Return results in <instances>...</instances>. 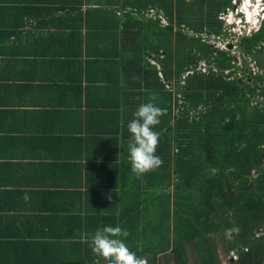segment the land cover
<instances>
[{"label":"trees","instance_id":"16d2710c","mask_svg":"<svg viewBox=\"0 0 264 264\" xmlns=\"http://www.w3.org/2000/svg\"><path fill=\"white\" fill-rule=\"evenodd\" d=\"M232 1L133 0L119 28L126 40L113 43L114 55H103L100 62L102 68L116 69L117 98H131V107L116 106L119 127L127 129L138 106L150 102L153 94L154 103L166 109L155 128L162 166L140 179L129 161L121 167L131 173L133 198L131 220L119 225L130 233L125 242L138 257L145 254L138 249L140 234L134 229L140 215H146L147 226L162 238L159 248L145 255L149 264H159L156 251L165 264H221L216 246L235 252L227 264H264V72L248 70L251 81L242 80L237 73L244 74L243 68L235 64V56L200 36L223 35L218 14L232 7ZM262 2L259 25L241 35L236 47L264 71ZM147 7L165 24L157 15L144 17ZM96 11L106 20L114 15ZM200 62L207 65L203 71ZM254 96L263 98V105ZM109 217L100 216L103 223L90 237ZM89 241L70 244L68 264H107L92 253Z\"/></svg>","mask_w":264,"mask_h":264},{"label":"crops","instance_id":"0c3cea01","mask_svg":"<svg viewBox=\"0 0 264 264\" xmlns=\"http://www.w3.org/2000/svg\"><path fill=\"white\" fill-rule=\"evenodd\" d=\"M131 1L0 0V264H68L100 216L131 220L129 136L116 117L131 98H117L116 69L100 63L126 40ZM146 228L140 215V257L162 239Z\"/></svg>","mask_w":264,"mask_h":264},{"label":"clouds","instance_id":"9594fccd","mask_svg":"<svg viewBox=\"0 0 264 264\" xmlns=\"http://www.w3.org/2000/svg\"><path fill=\"white\" fill-rule=\"evenodd\" d=\"M257 2L262 6V0ZM262 11L263 7H261V14ZM241 13L244 15V12ZM221 20L224 24V19ZM243 23L246 26L248 21ZM250 30L253 31L254 28ZM156 99V95L153 94L150 102L140 104L133 113V119L126 125L129 133L128 161L131 172L137 179L157 170L163 164L162 158L156 154L160 132L155 128L161 123V117L166 114V109L157 106L154 103ZM108 199L111 200V196ZM129 235V231L122 229L119 225L103 226L91 236L89 247L94 255L106 260L107 264H149L147 258L138 257L125 242Z\"/></svg>","mask_w":264,"mask_h":264},{"label":"rangeland","instance_id":"374dc122","mask_svg":"<svg viewBox=\"0 0 264 264\" xmlns=\"http://www.w3.org/2000/svg\"><path fill=\"white\" fill-rule=\"evenodd\" d=\"M250 3L252 2L250 1ZM232 4H233L232 7H229L223 10L224 13L220 12L218 14V16L222 14L220 15V17L224 19L223 35L217 37V36H212V35L206 36L205 34H201L200 36L203 37L205 40H207L209 44H212L213 46H216L220 49L227 50L229 51L230 54L235 56V64L238 65L240 69L243 68L242 70L244 72V74H242L241 70H238V73H237L238 76H240L242 80L244 81L248 80V82H250L251 79L247 77L245 73L246 71L249 70L255 73H263L264 71L255 64L254 60L250 56H246V55L242 56L239 53V51H237L236 40L241 35H249L250 32L252 31L250 30L251 28H254V30L257 28V26L259 25L263 17V15L261 14V7H263V2L261 4L262 6H260L257 0L254 1L253 3L254 10L251 11L252 14L250 15V18H249V15L247 14L246 9L244 8L245 0H233ZM248 7L249 9L251 8V6L249 5L247 6V8ZM145 12L146 11L143 10L141 14L149 17L147 14H145ZM241 12H244V15H242L243 13ZM224 14L226 16H224ZM256 17L258 18V21H256L257 20ZM245 21L246 22L248 21V24H246V26H244V23H243ZM238 22L242 24V26L240 24H237ZM183 31H187V30L183 28ZM188 34H191V33L188 32ZM242 60L244 63L242 62ZM199 66L200 68H204V69H206L207 67V65L203 62L198 63V67ZM186 72L187 71H184L183 75H185ZM254 98L260 101L257 104L263 105V98H260L259 96H254ZM216 252H217V256L221 264H227V259L232 258L230 249L228 248L216 246ZM232 253L234 252L232 251ZM158 261H159L158 262L159 264H165L163 254L159 256ZM168 263L171 264L170 261H168ZM190 264H193V263L191 262Z\"/></svg>","mask_w":264,"mask_h":264},{"label":"built area","instance_id":"2783aa9c","mask_svg":"<svg viewBox=\"0 0 264 264\" xmlns=\"http://www.w3.org/2000/svg\"><path fill=\"white\" fill-rule=\"evenodd\" d=\"M144 11H146L145 12V14H147L148 16H155V15H157L158 17H159V21H160V23L161 24H165V20H164V18L160 15V14H156L155 13V10L153 9V8H148V9H146V10H144ZM222 13H224V12H222ZM220 15H222V14H220ZM220 15L218 16L220 19H223L222 17H220ZM224 16H225V14H224ZM201 70L203 71L204 70V68H201ZM230 252H231V255H232V258L233 259H235L236 258V254H235V252L234 253H232V250H230ZM235 254V255H234Z\"/></svg>","mask_w":264,"mask_h":264},{"label":"bare ground","instance_id":"6f19581e","mask_svg":"<svg viewBox=\"0 0 264 264\" xmlns=\"http://www.w3.org/2000/svg\"><path fill=\"white\" fill-rule=\"evenodd\" d=\"M250 1L251 0H245V4H244V8L246 9L247 14L249 15V18H250V15L252 14L251 11L254 10L253 3L255 0L252 3H250ZM248 5L251 6L250 9H249V7L247 8Z\"/></svg>","mask_w":264,"mask_h":264},{"label":"water","instance_id":"95a60500","mask_svg":"<svg viewBox=\"0 0 264 264\" xmlns=\"http://www.w3.org/2000/svg\"><path fill=\"white\" fill-rule=\"evenodd\" d=\"M253 0H251V2H252Z\"/></svg>","mask_w":264,"mask_h":264}]
</instances>
